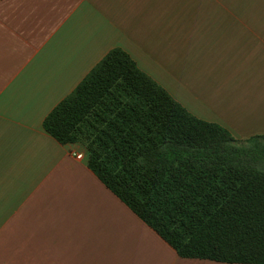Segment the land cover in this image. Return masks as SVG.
<instances>
[{
  "label": "crops",
  "instance_id": "1",
  "mask_svg": "<svg viewBox=\"0 0 264 264\" xmlns=\"http://www.w3.org/2000/svg\"><path fill=\"white\" fill-rule=\"evenodd\" d=\"M113 47L195 116L264 134V0H0V264H249L179 256L43 128Z\"/></svg>",
  "mask_w": 264,
  "mask_h": 264
},
{
  "label": "trees",
  "instance_id": "2",
  "mask_svg": "<svg viewBox=\"0 0 264 264\" xmlns=\"http://www.w3.org/2000/svg\"><path fill=\"white\" fill-rule=\"evenodd\" d=\"M42 125L179 256L264 264V134L195 116L121 47Z\"/></svg>",
  "mask_w": 264,
  "mask_h": 264
},
{
  "label": "built area",
  "instance_id": "3",
  "mask_svg": "<svg viewBox=\"0 0 264 264\" xmlns=\"http://www.w3.org/2000/svg\"><path fill=\"white\" fill-rule=\"evenodd\" d=\"M76 156H77V157H81V154L77 153Z\"/></svg>",
  "mask_w": 264,
  "mask_h": 264
}]
</instances>
